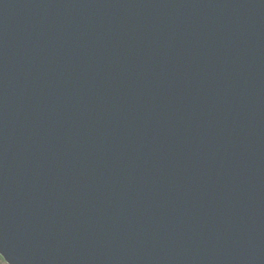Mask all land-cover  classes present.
<instances>
[{
	"label": "water",
	"instance_id": "water-1",
	"mask_svg": "<svg viewBox=\"0 0 264 264\" xmlns=\"http://www.w3.org/2000/svg\"><path fill=\"white\" fill-rule=\"evenodd\" d=\"M8 264H264V0H0Z\"/></svg>",
	"mask_w": 264,
	"mask_h": 264
},
{
	"label": "rangeland",
	"instance_id": "rangeland-1",
	"mask_svg": "<svg viewBox=\"0 0 264 264\" xmlns=\"http://www.w3.org/2000/svg\"><path fill=\"white\" fill-rule=\"evenodd\" d=\"M0 264H8L5 259L0 260Z\"/></svg>",
	"mask_w": 264,
	"mask_h": 264
},
{
	"label": "snow or ice",
	"instance_id": "snow-or-ice-1",
	"mask_svg": "<svg viewBox=\"0 0 264 264\" xmlns=\"http://www.w3.org/2000/svg\"><path fill=\"white\" fill-rule=\"evenodd\" d=\"M4 259L2 256H0V260Z\"/></svg>",
	"mask_w": 264,
	"mask_h": 264
},
{
	"label": "trees",
	"instance_id": "trees-1",
	"mask_svg": "<svg viewBox=\"0 0 264 264\" xmlns=\"http://www.w3.org/2000/svg\"><path fill=\"white\" fill-rule=\"evenodd\" d=\"M1 256V255H0Z\"/></svg>",
	"mask_w": 264,
	"mask_h": 264
}]
</instances>
